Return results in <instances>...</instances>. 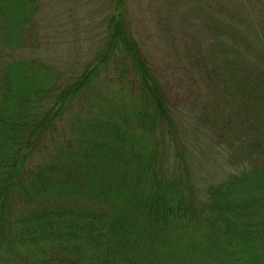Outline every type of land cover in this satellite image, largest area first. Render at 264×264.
I'll list each match as a JSON object with an SVG mask.
<instances>
[{"label":"trees","instance_id":"1","mask_svg":"<svg viewBox=\"0 0 264 264\" xmlns=\"http://www.w3.org/2000/svg\"><path fill=\"white\" fill-rule=\"evenodd\" d=\"M45 1L0 0V264H264V0L186 13L176 88L129 0L64 59Z\"/></svg>","mask_w":264,"mask_h":264},{"label":"rangeland","instance_id":"2","mask_svg":"<svg viewBox=\"0 0 264 264\" xmlns=\"http://www.w3.org/2000/svg\"><path fill=\"white\" fill-rule=\"evenodd\" d=\"M169 1L129 0L135 22L134 28L142 38L145 51L150 54L154 64L160 70H164L163 76L166 75L168 80H173L176 88L181 78L180 69L174 68V66L176 67L177 61L181 59L179 56L182 52L181 50L182 48L183 51L188 48H194L192 43L186 41V37L202 38L206 34L199 21L194 18L189 19L187 14H190L192 10H196L197 6H201L202 9L210 13V8H206V5L207 7L210 6L205 1L213 3L215 0H179L174 13V20L163 21L159 13L164 14L167 12ZM241 1L247 2V0ZM106 6L107 2L105 0H46V17L56 23L58 35H63L57 38V41L63 43L64 46L56 44V48L62 46L63 52L60 51L56 54L63 55V59L66 58L67 54L64 49L69 48V45L73 42L82 45L83 52H87L88 43L90 44V42H86L87 37L95 39L97 35H100ZM221 17L226 22H230L229 19H233L232 15L223 14ZM190 23H192V26H190ZM162 31L166 32L163 33ZM169 35L175 37L176 42L172 41ZM95 41H97V38ZM92 43L94 44V42ZM70 49L72 52L75 51L74 48ZM41 54L46 53L41 52ZM173 70L175 71V76L172 75ZM165 72L167 73L165 74Z\"/></svg>","mask_w":264,"mask_h":264}]
</instances>
